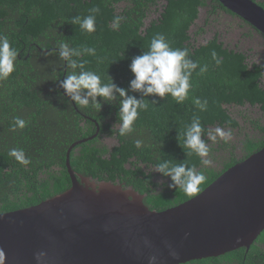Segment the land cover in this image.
<instances>
[{"label":"trees","instance_id":"obj_1","mask_svg":"<svg viewBox=\"0 0 264 264\" xmlns=\"http://www.w3.org/2000/svg\"><path fill=\"white\" fill-rule=\"evenodd\" d=\"M257 2L264 8V0ZM93 8H99L94 33L72 24L74 17L87 16ZM202 8L206 15L199 25ZM223 13L240 18L218 0H0V35H6L18 52L16 71L0 81V213L30 207L66 191L71 186L66 154L78 141L82 142L69 153L76 175L132 187L144 195L147 207L157 211L189 200L226 169L263 148L264 61L226 46L217 32L203 37L212 16ZM150 15L154 17L149 19ZM117 17L122 19L114 28ZM158 33L173 48H189L191 59L207 65L208 71L198 74V68L193 73V88L183 104L170 96L145 98L148 110L140 113L135 131L128 136L119 135L118 103L117 107L103 104L101 111L76 107L54 81L72 71L58 55L63 41L73 48H95V56L80 58L84 70L96 71L104 82L111 76L127 88L134 78L131 59L146 51ZM249 33L248 29L243 35ZM213 51L219 66L212 59ZM133 94L140 98L139 93ZM194 98L207 99L208 111L200 112ZM193 116H199L206 129L240 130L242 122L249 132L243 133L239 146L223 141L212 145V163L203 165L180 146L181 134ZM17 117L27 121L26 127L12 131ZM103 136L114 138L116 144L107 147L101 142ZM137 139L142 141L140 147ZM12 148L23 149L31 164L21 165L9 156ZM162 160H187L194 165L206 177L201 190L187 194L179 187L168 188L170 178L155 168ZM182 264H264V230L249 248Z\"/></svg>","mask_w":264,"mask_h":264},{"label":"water","instance_id":"obj_2","mask_svg":"<svg viewBox=\"0 0 264 264\" xmlns=\"http://www.w3.org/2000/svg\"><path fill=\"white\" fill-rule=\"evenodd\" d=\"M218 1L264 35L257 1ZM81 142L66 154V191L0 213L5 264H38V253L39 264H182L249 248L264 230V147L189 200L157 211L132 187L76 175L69 153Z\"/></svg>","mask_w":264,"mask_h":264},{"label":"clouds","instance_id":"obj_3","mask_svg":"<svg viewBox=\"0 0 264 264\" xmlns=\"http://www.w3.org/2000/svg\"><path fill=\"white\" fill-rule=\"evenodd\" d=\"M90 11L91 14L87 16L74 17L72 24H79L83 31L94 33L96 31L95 14L99 12V8H93ZM121 19V17L114 19V28H119ZM57 51L59 58L66 62L67 68L72 70L66 72L63 80H54L64 90V96L68 98L67 102L71 105L74 102L76 107L82 109L90 108L97 111H101L103 104L116 106L118 103L117 122H119V135L122 137L135 131V123L140 113L148 110L149 100L145 98L155 96L165 99L170 96L177 104H183L189 98L193 88V73L198 68V74L208 71L207 65L200 66L198 61L191 59L189 48H173L171 42L159 33L151 40L146 51L143 50L140 55L131 59L129 70L134 78L129 81L127 88L120 87L111 76L107 82H104L96 71L84 70L85 63L80 58L84 55L95 56V48L86 46L73 48L67 42L61 41ZM211 56L219 66L221 61L217 53L213 51ZM17 57L18 52L11 46L9 38L6 35H0V81L8 80L16 71ZM133 93H139L140 98ZM156 103V100L151 102L153 105ZM193 103L200 112L208 111L207 99L194 98ZM26 124V120L17 117L14 119L12 131H16L17 128L24 129ZM181 135L182 145L180 146L188 150L186 155L194 154L201 164L210 165L212 145L218 141L227 144L232 139L233 132L230 129L225 131L221 127H216L214 130L206 129L200 117L193 116ZM135 144L140 147L142 141L137 139ZM8 154L21 165L31 164V160L23 149L12 148ZM155 168L163 177L170 178L171 183L167 185L168 188L179 187L187 194L199 192L200 185L206 179L205 175L197 171L194 165H189L187 160L183 162L162 160L156 164ZM44 255V253L36 255L38 264ZM170 255L172 259L179 261V253L176 250H172ZM5 257V251L0 249V264H5Z\"/></svg>","mask_w":264,"mask_h":264},{"label":"rangeland","instance_id":"obj_4","mask_svg":"<svg viewBox=\"0 0 264 264\" xmlns=\"http://www.w3.org/2000/svg\"><path fill=\"white\" fill-rule=\"evenodd\" d=\"M205 15L206 10L202 8L200 10V15L198 18L199 25L203 24ZM149 17V19H151L154 17V15H150ZM212 17L214 18V20H212L213 18H211L210 22L206 26H204L203 37L209 38L215 32H217L219 34L220 40H222L226 46L246 52L254 61H264V40L259 35H253V37L244 36L243 33H246L248 28L246 26L239 28L237 19H232V17L225 13L218 16L214 15ZM251 112V116L256 117V110ZM240 124L243 129L232 130L233 137L229 141L230 143H233L237 146L240 145V140L243 138V133L249 130L245 128L247 126L242 125V122ZM224 130L227 131L229 129L224 128ZM101 142L104 143L107 147H112L116 144V140L114 138L106 136L101 137ZM237 152L239 153L240 150L237 149ZM156 178L157 180H160L158 176Z\"/></svg>","mask_w":264,"mask_h":264},{"label":"flooded vegetation","instance_id":"obj_5","mask_svg":"<svg viewBox=\"0 0 264 264\" xmlns=\"http://www.w3.org/2000/svg\"><path fill=\"white\" fill-rule=\"evenodd\" d=\"M227 15H229V14H227ZM229 16L232 17V15H229ZM232 19H237L238 23L240 22L242 24V27L246 26L249 29L251 34L249 33V35L247 37H253V35H259L264 40V35L261 34L259 31H257L256 29H254V27L251 26L249 23H246L245 21L241 20L240 18L232 17ZM238 27L241 28L240 26H238Z\"/></svg>","mask_w":264,"mask_h":264}]
</instances>
